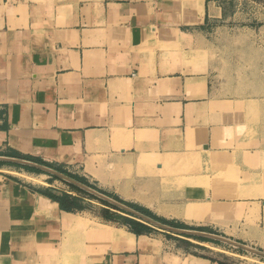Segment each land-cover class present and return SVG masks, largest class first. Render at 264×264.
Here are the masks:
<instances>
[{"label":"crops","instance_id":"0c3cea01","mask_svg":"<svg viewBox=\"0 0 264 264\" xmlns=\"http://www.w3.org/2000/svg\"><path fill=\"white\" fill-rule=\"evenodd\" d=\"M246 4L247 0H0V156L33 157L56 168L54 164L83 161L89 167L94 155L100 160L93 164L95 174L103 180H113L110 165L120 158L147 157L156 167H182L183 159L200 157L212 167L215 163L207 159L223 156L224 166L228 161L239 179H218L219 189L210 177L205 185L194 176L169 177L189 183L173 201H164L161 195L174 194L173 186L162 185L167 177L144 178L131 190L133 177L127 176L126 187L120 189L129 197L117 196L127 202L135 198L143 205L130 202L189 225L217 219L228 223L238 213L241 233L227 229L222 235L264 251V195H256L259 191L252 196L248 189L253 186L247 189L258 180L264 183V140L256 133L251 143H240L242 123L229 120L246 114L247 104H262L264 99L221 94L209 56L206 64L192 60L205 50L210 53L207 46L215 34L246 15ZM107 151L110 160L102 155ZM129 161L122 159L126 165ZM23 166L0 159V264H86L70 238L81 226L64 222L70 218L66 213L80 214L62 209L42 189H34L39 188L36 178L44 174ZM215 200L224 205L212 208L229 212L210 211L201 217L187 213L191 202ZM245 204L257 206L252 222L246 218ZM82 231L94 236L89 228ZM135 235L132 248L125 241L105 240L110 247L96 263L168 264L158 260V239ZM188 256L178 264H186ZM203 259L208 262L200 264H221Z\"/></svg>","mask_w":264,"mask_h":264},{"label":"rangeland","instance_id":"374dc122","mask_svg":"<svg viewBox=\"0 0 264 264\" xmlns=\"http://www.w3.org/2000/svg\"><path fill=\"white\" fill-rule=\"evenodd\" d=\"M243 13L246 15L237 17L230 28L222 27L219 32L215 34L213 44L207 46L212 49L209 54L205 50L202 54L199 53L196 56H192V60L196 63L202 62L203 64H206V60L209 56L214 69H216L214 74L217 75L221 82V87L219 89L221 94L230 95L232 97H261L264 99V0H247ZM190 58L191 57H189V59ZM247 107L248 110H246V114L243 113L240 116H232L233 119H229L230 122L232 121L236 123V125L242 123L241 128L243 129L239 130L238 128L241 137L240 143L242 144L251 143V140L257 138L256 133H258L259 140H264V111H260V108L263 107L264 109V103L261 104L258 101V105L251 103L247 104ZM109 154V151L102 154L105 156V160H110L111 155ZM146 158L147 157H142L138 161H132L129 157L120 158L118 163L110 165L113 167L112 171L115 174V176H113V180L109 178L103 180L95 174L93 164L94 166L99 164L100 160L95 158L94 155L90 157V162H88V164L91 166L89 167H85V161L82 163H73L72 165H54L59 171L73 177L77 176L84 178L88 181V183L90 181L92 183L91 185L96 188L98 187L102 190L108 191L115 196H119L118 193H120V195L125 198L129 197V193L120 188L126 187L127 183L124 180L127 176L133 177L130 186L131 190L137 189V182L139 180L144 178L149 179L150 177L165 176L168 179L169 177L194 176L197 177L198 180L203 181L206 177H210L215 181V183L213 181V187L215 189H219L220 184L217 186L218 182H216L218 179H239V175L236 174V172H238L237 169L230 167V163L228 161L226 163L227 165L224 166L225 163L223 156V159L218 160H214L213 157L210 156L207 161L209 160L210 162L215 163V166L212 167L210 165L209 167L206 166L208 163H206L205 159V161L201 160L200 157L199 159H197V157L183 159L181 161L182 167H156L154 164L149 162V159ZM122 159H129V164L126 165L122 163ZM162 162L165 165L167 164L165 159H163ZM233 164L234 163L232 162L231 166H233ZM262 164L264 166V161ZM30 172L44 174L43 176L36 178V183L39 185V188L33 187L34 189H42L43 191L53 193L57 196L66 194V202L72 208V211L70 212L83 215L89 220V224L81 225V227H75L71 231L70 236L71 243H77V247L73 249L74 252L77 256H81L82 260L85 261L86 264H91V262H93V264H97L96 262L102 258V255L106 254L107 249L110 247V242L105 240L116 242L126 241L128 246L131 248L134 246V243L132 244L127 239V236L129 237L130 233H134L132 232L129 224L122 222L111 223L116 221L107 218V215L124 219H129L131 216L105 204L100 198L83 190L82 188L78 186V188L74 187V184L57 175L44 170H41V172ZM224 175H226V177H224ZM201 177H204V179H200ZM179 179L180 178L168 179V183H166L167 181L163 179V181L166 182H163L162 185L166 184L167 187L173 186L172 188H174V194L171 196L161 195L162 200L173 201V198L178 197V193L184 191V188L189 182L187 183V180L185 181L181 179L180 181ZM133 181L134 184H132ZM199 183L197 182V184ZM205 183L206 182L204 181L201 184L205 185ZM258 185L260 184L247 185V189L249 186H253L248 189V191L252 192V196H254L253 193H257L258 190L261 192L256 195H264V183L262 184L261 189H258ZM227 187L229 186L227 185ZM138 196V198L144 199L141 195ZM130 201L142 204L141 201H138L135 198L129 199L128 202ZM213 205L224 204L218 200L212 202L195 201L189 203L187 213L201 217L210 211L215 213V215H223V212L226 213L228 211V208L221 210L214 209L212 208ZM245 205L248 210V216L246 218L248 219V222H252L255 218L254 213L258 210L257 206L251 204ZM237 214L232 216L228 223L217 219L214 223L199 224L196 222L197 224L189 225L185 224L184 220L181 218L169 217L168 219H174L179 223H184L183 225L174 224L178 227H192L219 234H224V231L229 229L232 230L235 235H239V224L238 221H236L239 218V215ZM159 217L166 218L162 215H159ZM123 224L126 225V230L123 229ZM98 225L99 227H97ZM104 226L114 229H111L112 234L107 233ZM87 228L90 229L91 233L95 237L91 236L89 231L87 232V236L81 234L84 233L82 230ZM143 234L153 235L154 239L159 240L160 256L158 257V260L168 264H178L181 259H184L187 255L190 256L186 258V264H200L201 262L207 263V259L203 258H208L221 264H264V257L258 254L211 238L176 233L160 228L158 230L153 229L151 231L143 232ZM98 238L103 239L104 241H100ZM162 238H164L163 244L160 243Z\"/></svg>","mask_w":264,"mask_h":264},{"label":"water","instance_id":"95a60500","mask_svg":"<svg viewBox=\"0 0 264 264\" xmlns=\"http://www.w3.org/2000/svg\"><path fill=\"white\" fill-rule=\"evenodd\" d=\"M0 159L16 162V163L23 164V165L33 166V167H36L38 169H42L44 171H47V172L52 173L54 175H57V176L65 179L66 181L88 191L89 193H92L95 196H97L103 200H106V201H108V202H110V203L134 214V215H136L137 217H140L141 219L151 223L152 225L160 227L162 229L173 231L176 233H184V234H190V235H195V236H202V237L211 238L214 240L223 241V242H226L230 245L236 246L238 248H242L246 251H249V252H252V253H255V254H258V255L264 257V251L263 250H260V249H257L255 247H252L248 244L239 242V241L232 239L230 237H227L225 235L215 233V232L206 231V230L194 229V228L176 227V226L161 222V221L154 219V218L142 213L141 211L129 206L128 204L117 200L116 198L106 194L105 192H102L99 189L92 187L91 185L83 183L80 180H78V179H76V178H74V177H72V176H70V175H68L62 171H59L58 169H56L54 167H51V166L30 160L27 158H21V157L0 156Z\"/></svg>","mask_w":264,"mask_h":264},{"label":"trees","instance_id":"16d2710c","mask_svg":"<svg viewBox=\"0 0 264 264\" xmlns=\"http://www.w3.org/2000/svg\"><path fill=\"white\" fill-rule=\"evenodd\" d=\"M28 159L30 160H35V161H39V162H43L41 160H37L33 157H28ZM23 167H25L26 169L28 170H31V171H37V172H41L40 169L36 168V167H32V166H28V165H24ZM73 177V176H72ZM74 178L80 180L81 182L83 183H86L88 185H91L88 183V181L84 178H81V177H75ZM74 187L78 188L77 186L73 185ZM92 186V185H91ZM94 187V186H93ZM43 193L47 196H49L51 199L59 202L60 206L62 209L66 210V211H72V208L67 204L66 202V198H67V195L64 194L62 196H57L53 193H50V192H47V191H43ZM111 195V194H110ZM114 198H116L117 200L119 201H122L126 204H128L129 206L141 211L142 213L154 218V219H157L161 222H164V223H167V224H170V225H173V226H176V225H180V224H177L175 223L174 221H170V220H167L165 218H162V217H159L157 216L156 214H154L150 209L142 206V205H139V204H136V203H131V202H127V201H124L122 199H120L118 196H113ZM105 204L109 205V206H112L114 207L115 209L117 210H120L124 213H126L127 215L131 216V218L129 219H124V218H117L116 216H112V215H107V218L110 219V220H114L116 222H122V223H126V224H129L132 232H134L135 234H142L143 232H147V231H151L153 229H158L157 227L149 224L148 222H146L145 220L141 219L140 217H137L136 215L106 201V200H103L101 199ZM176 224V225H174Z\"/></svg>","mask_w":264,"mask_h":264},{"label":"bare ground","instance_id":"6f19581e","mask_svg":"<svg viewBox=\"0 0 264 264\" xmlns=\"http://www.w3.org/2000/svg\"><path fill=\"white\" fill-rule=\"evenodd\" d=\"M261 168V167H260ZM263 170V169H262ZM260 175V174H259ZM258 184H260V185H258V189H261V187H262V184H263V182L261 181V180H258ZM258 192H259V190H258ZM66 215H68L70 218H68L67 216L65 217V219H64V222L66 223V224H74V225H77V226H81V225H86V224H89L88 222H89V220L88 219H86V218H83L81 215H76V216H73L72 215V213H66ZM97 227H99V225L97 226ZM104 228H105V231L107 232V233H111L112 234V230H114V229H110V228H107V227H105L104 226ZM120 231V230H119ZM121 231H123V230H121ZM135 234L134 233H130L129 234V237L127 236V239H128V241L129 242H131L132 244L134 243V239H135ZM123 239V238H122ZM123 241V240H122ZM126 242V241H125ZM133 247V246H132Z\"/></svg>","mask_w":264,"mask_h":264}]
</instances>
